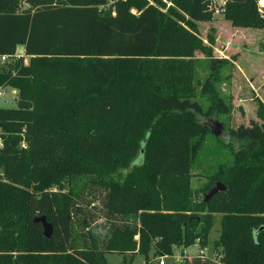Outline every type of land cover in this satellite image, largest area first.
Here are the masks:
<instances>
[{
  "label": "trees",
  "instance_id": "trees-1",
  "mask_svg": "<svg viewBox=\"0 0 264 264\" xmlns=\"http://www.w3.org/2000/svg\"><path fill=\"white\" fill-rule=\"evenodd\" d=\"M211 1L0 0V87L17 91L16 108H0V264H107L113 252L147 264L151 251L207 248L216 217V259L184 264H264V103L258 123L229 130L233 163L190 187L210 120L230 113L216 87L232 60L213 56L214 28L199 35ZM258 1L224 0L222 17L264 30Z\"/></svg>",
  "mask_w": 264,
  "mask_h": 264
},
{
  "label": "rangeland",
  "instance_id": "rangeland-1",
  "mask_svg": "<svg viewBox=\"0 0 264 264\" xmlns=\"http://www.w3.org/2000/svg\"><path fill=\"white\" fill-rule=\"evenodd\" d=\"M222 0L213 1V21L210 23H199V35L206 42V35L210 28H214L216 37L213 47V56L215 58H225L232 60L231 66L224 68L221 72V81L216 89L226 103L230 105L228 115H218L211 119L209 126L210 133L196 157L191 168L190 187L193 192H198L207 177L214 174L220 164L231 165L233 163V154L230 143L234 147L238 144L229 138V130L236 129L243 125L249 127L252 123H258L255 112L257 100L264 103V30L234 28L229 22L225 21L221 13ZM259 4H264V0H259ZM216 11H219L216 12ZM215 12V13H214ZM23 50L19 47L16 51L17 57H23ZM194 79L197 85L195 100L199 102L203 109L208 107V100L200 94V88L207 77L209 70L207 60L200 53L196 54ZM24 63L27 58L24 57ZM17 93L9 88L0 91V108H16ZM222 127V130L221 128ZM85 179L77 182L76 189H79ZM220 217H216L214 225L209 233L208 250L205 252L209 259L215 258L213 243L217 240L220 231ZM100 221L95 222L98 225ZM182 250H174L173 257L181 256ZM199 251L198 246L194 245L184 250L185 255L189 258L195 257ZM131 255H122L119 253H107L105 259L107 264H145L146 260L143 255L135 254L131 261ZM149 263L159 264L161 257H154L151 253L148 255ZM164 264L175 263L171 257L163 259ZM185 259L182 263L184 264Z\"/></svg>",
  "mask_w": 264,
  "mask_h": 264
},
{
  "label": "water",
  "instance_id": "water-1",
  "mask_svg": "<svg viewBox=\"0 0 264 264\" xmlns=\"http://www.w3.org/2000/svg\"><path fill=\"white\" fill-rule=\"evenodd\" d=\"M224 190L225 187L221 183L217 182L206 194L203 195V202H208L214 195ZM35 222H38L42 225L43 236L47 239L50 238L52 234V227L49 223L46 222L45 218H36ZM261 229H264V227H262Z\"/></svg>",
  "mask_w": 264,
  "mask_h": 264
},
{
  "label": "built area",
  "instance_id": "built-area-1",
  "mask_svg": "<svg viewBox=\"0 0 264 264\" xmlns=\"http://www.w3.org/2000/svg\"><path fill=\"white\" fill-rule=\"evenodd\" d=\"M213 1H214V0L211 1V3H212V6H211V8H210L211 10L214 8V7H213ZM223 4H224V0H222V2H221V6H223ZM258 4H259V1H258ZM263 7H264V4H261V5L259 4V12H260L261 15H264L263 10H262ZM216 12L219 13V11H216ZM214 13H215V12H214ZM221 13H222V8H221ZM6 59H7V57H2V58H1V61L4 62V61H6ZM3 89H4V88H1V87H0V91L3 90ZM11 90H14V89H11ZM14 91L17 93L16 90H14ZM196 246H198V245H196ZM198 248H199V251H198V253H197L196 256L206 257L205 252L207 251V248H200L199 246H198ZM180 250H181V249H180ZM181 254H182V255L179 256V257H177V258H174L173 255H172V256H164V257H161L158 263H159V264H164L163 259H164L165 257H171L175 263H179V264H180V263L183 262L184 259L189 258V257H187V256L185 255V253H183L182 251H181ZM206 258H208V257H206ZM215 258H216V254H215Z\"/></svg>",
  "mask_w": 264,
  "mask_h": 264
},
{
  "label": "crops",
  "instance_id": "crops-1",
  "mask_svg": "<svg viewBox=\"0 0 264 264\" xmlns=\"http://www.w3.org/2000/svg\"><path fill=\"white\" fill-rule=\"evenodd\" d=\"M21 49H22V48H21ZM22 50H23V49H22ZM22 52H23V51H22ZM174 250H179V251H180V248H175ZM174 250H173V251H174ZM184 250H186V249H184ZM184 250H182L183 253H185ZM207 250H208V248H207Z\"/></svg>",
  "mask_w": 264,
  "mask_h": 264
}]
</instances>
